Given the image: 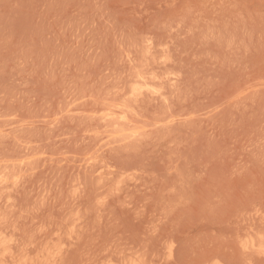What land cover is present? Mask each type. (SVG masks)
I'll use <instances>...</instances> for the list:
<instances>
[{
  "label": "rangeland",
  "instance_id": "obj_1",
  "mask_svg": "<svg viewBox=\"0 0 264 264\" xmlns=\"http://www.w3.org/2000/svg\"><path fill=\"white\" fill-rule=\"evenodd\" d=\"M0 264H264V0H0Z\"/></svg>",
  "mask_w": 264,
  "mask_h": 264
},
{
  "label": "bare ground",
  "instance_id": "obj_2",
  "mask_svg": "<svg viewBox=\"0 0 264 264\" xmlns=\"http://www.w3.org/2000/svg\"><path fill=\"white\" fill-rule=\"evenodd\" d=\"M161 85V84H160ZM154 92V91H153ZM164 95V94H163ZM117 116V115H116ZM111 118V117H110ZM118 119V118H117ZM95 170V169H94ZM11 246V245H10ZM10 250V249H9ZM55 258V257H54ZM58 258V257H57Z\"/></svg>",
  "mask_w": 264,
  "mask_h": 264
}]
</instances>
